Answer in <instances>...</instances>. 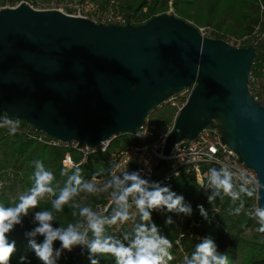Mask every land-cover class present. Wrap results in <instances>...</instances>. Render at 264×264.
<instances>
[{
	"label": "water",
	"instance_id": "water-1",
	"mask_svg": "<svg viewBox=\"0 0 264 264\" xmlns=\"http://www.w3.org/2000/svg\"><path fill=\"white\" fill-rule=\"evenodd\" d=\"M256 53L170 12L118 25L21 2L0 9V116L94 147L191 88L164 153L211 126L264 183V105L249 84Z\"/></svg>",
	"mask_w": 264,
	"mask_h": 264
},
{
	"label": "clouds",
	"instance_id": "clouds-1",
	"mask_svg": "<svg viewBox=\"0 0 264 264\" xmlns=\"http://www.w3.org/2000/svg\"><path fill=\"white\" fill-rule=\"evenodd\" d=\"M4 127L9 129L10 135H15L19 120L10 116L4 118L0 120V128ZM147 135L137 133L136 136L144 138ZM33 163L32 186L18 196L14 205L0 203V264H12L18 249L10 235L17 226L23 227L29 211L37 209L46 196L54 197L51 208L32 212L33 227L24 232L27 244L18 264H31L28 253H34L40 264H58L64 254L72 253L77 248L81 254L87 252L90 264H101V258L105 256H111L114 264H170L175 259L171 252L173 241L156 224L153 213L164 215V224L168 226L175 223L170 213L191 218L194 209L191 202L174 191L170 184L152 180L142 169L126 170L117 175L116 166L111 165L106 173L109 179H102L104 169L94 172L91 179H87L79 166L63 168L61 175L67 179L63 187H59L54 186L56 176L45 167L43 161ZM234 174L240 179L238 189L234 184ZM200 187L209 193L206 196L209 204L217 198L223 200L225 196L231 204L239 201L236 207L229 208V214H245L259 225L256 231L264 233V205L257 204L246 209L245 200L242 199V196H258L261 199L264 183H261L259 176L250 177L247 171L230 168L229 164L224 163L219 168H210L206 182L201 181ZM81 193H107L113 205L111 211H98L91 205H82L76 200ZM65 206L75 209L72 215L78 219L66 227H56L55 213L63 212ZM196 210L205 221L209 220L208 210L203 204H197ZM129 224V229L122 227ZM113 227H120L118 236L108 232ZM40 237L43 239L40 240ZM57 241L59 247L55 246ZM182 264H230V261L213 238L203 237L195 244L194 251L183 257Z\"/></svg>",
	"mask_w": 264,
	"mask_h": 264
},
{
	"label": "trees",
	"instance_id": "trees-1",
	"mask_svg": "<svg viewBox=\"0 0 264 264\" xmlns=\"http://www.w3.org/2000/svg\"><path fill=\"white\" fill-rule=\"evenodd\" d=\"M21 0H3L11 5H15ZM98 1V0H94ZM100 7L104 8L109 4L120 3L122 10L126 11L128 23L142 24L152 17L170 12L181 19L191 22L196 27L211 25L216 29L214 37L225 38L227 35L245 36L250 32L249 23L252 17L258 15L261 6H264V0H100ZM32 2L37 3L36 0ZM264 16V15H263ZM264 32V22L262 26ZM256 40L255 42H253ZM254 43L256 46V57L251 69L252 78L258 80V90H255V84L250 80L251 91L258 96V101L264 105V38H254L248 44ZM246 44V46L248 45ZM174 108V107H173ZM176 109L172 114L170 123L161 126H155L156 129L168 132L172 128L175 120ZM12 118V117H11ZM19 119V118H12ZM22 124L27 123L20 119ZM134 139L127 133L117 135L110 143L106 151H98L88 156L85 162L78 166L82 169L83 175L91 179L94 172L104 169L107 178V170L111 165H116L113 160V154L118 150L124 149L127 145L134 144ZM65 150L59 147H52L41 143L35 139H27L24 135L16 133L15 135L6 134L0 130V174L8 181L9 187L0 188V203L5 206L14 205L18 196L29 189L33 184L34 161H43L46 168L51 170L56 181L54 186L63 187L66 176L61 175V170L65 167L62 164V158ZM75 160L80 161L81 157L74 154ZM75 167V166H74ZM74 167L68 168L73 169ZM11 170V171H10ZM69 175L71 172L68 173ZM102 178V179H103ZM10 190L7 193L5 190ZM174 191L185 196L190 201L194 214L191 218L182 215H172L175 223L166 226L164 224L165 216L160 213H153V219L167 237L173 241L171 249L175 259L170 264H182L183 257L190 255L194 251L195 244L203 237H211L217 243L219 250L229 256L230 264H264V233H259L256 229L259 225L254 219L245 214L234 216L229 214L230 207H236L239 201L231 204L230 199L225 196L223 200L216 199L211 204L207 201L209 193L197 183L196 178L189 173H183L176 180ZM238 189V188H237ZM54 197L46 196L37 209L29 211V217L23 221V227L17 226L11 233L10 239H14L17 244V252L12 258V264H18L20 255L24 254L27 240L24 232L30 230L31 214L33 211L51 208V200ZM246 209L257 205V196L252 198L243 197ZM79 202L80 196L76 198ZM197 204H203L208 210L209 220L205 221L196 210ZM72 209L65 206L63 212L55 213L56 222L54 226H67L68 223H74L78 217L72 215ZM131 226H123L129 229ZM108 232L112 235L110 229ZM40 240L43 238L40 237ZM59 247V241L55 242ZM31 264H40L35 258L34 253H28ZM58 264H90L87 259V252L81 254L79 248L72 253H66L61 257ZM101 264H114L111 256L101 258Z\"/></svg>",
	"mask_w": 264,
	"mask_h": 264
},
{
	"label": "built area",
	"instance_id": "built-area-1",
	"mask_svg": "<svg viewBox=\"0 0 264 264\" xmlns=\"http://www.w3.org/2000/svg\"><path fill=\"white\" fill-rule=\"evenodd\" d=\"M21 2H27L35 9H58L68 15L89 18L96 23L118 25H125L128 23L126 16L119 15L112 10H103L93 0H42L36 4L32 2V0H21L20 3ZM17 5H19V3L13 6H11L10 3H7V5L2 4L0 0V9L4 7H16ZM261 7L264 9L263 5ZM198 28L204 35H206L205 31H208L209 33L211 32L212 37H214L217 32L211 25ZM220 38L236 47H243L247 44L249 36L245 35L241 37L237 35H227L225 38ZM250 80H253L252 75H250ZM188 91L189 89H186L179 94L185 96ZM179 94L170 97L165 102H169L170 105L176 109L175 118L190 95L185 96V99L182 100L179 98ZM254 95L258 100V96L256 94ZM8 117L9 116L3 113L0 116V120ZM18 120L19 128L17 133L24 135L27 139H35L52 147L64 149L66 152L62 158V164L68 168L78 166L82 162H85L88 156L92 153L106 151L111 141L115 138L111 137L110 139L105 140L103 145L101 142L94 147H90L82 140L73 139L70 141H64L49 135L45 131L36 129L28 122L22 124L21 120ZM0 130L9 134V129L7 127L0 128ZM137 133L141 135L148 133V135L144 138H140L136 136ZM168 133L169 131L164 132L156 129L148 115L140 127L135 131L127 133L134 139L135 143L127 145L124 149L118 150L113 154L112 157L113 160L116 161V168L125 163L127 164L131 158H134L137 170L142 169L144 174L150 176L152 180L164 181L165 183L170 184L172 188L174 187L176 180L179 179L183 173L192 174L200 185L201 181L206 182V174L210 168H219L224 163L229 164L230 168L247 171L250 177H254L255 175L258 176V173L254 168L242 161L238 153L228 144L223 142L220 134L214 127L207 126L195 138L185 139L178 142L171 149L169 154L166 155L164 153V143ZM74 154L81 157L79 162L75 160ZM121 158L123 159V162L120 161ZM160 159L167 160V166L162 171L156 170V166ZM234 184L239 188L240 179L237 178L235 174ZM0 185H2L1 181ZM112 206L110 198L107 197L98 202L93 209L98 211L108 209V212H110ZM125 226L131 225L129 224ZM109 229L112 233H117L120 230V227Z\"/></svg>",
	"mask_w": 264,
	"mask_h": 264
},
{
	"label": "rangeland",
	"instance_id": "rangeland-1",
	"mask_svg": "<svg viewBox=\"0 0 264 264\" xmlns=\"http://www.w3.org/2000/svg\"><path fill=\"white\" fill-rule=\"evenodd\" d=\"M2 1L3 0H1L2 4H6L7 5L8 2H2ZM41 1L42 0H36L37 3L41 2ZM259 1L261 3V0H259ZM95 2L100 6V3H101L100 0L95 1ZM18 3H20V2H18ZM121 5L122 4H120V3H116V4H112L111 3V4L107 5V7L105 6L104 8H102V7H100V8L103 9V10H107V9L108 10H112V11L116 12L119 15L125 16L126 15V11L122 10ZM11 6H13V5H11ZM263 15H264V10H262V7H261L258 15H256V16L251 18L250 23H249L250 32L248 34H246L247 36H249V38L247 39V44L251 40H253L254 38L255 39L259 38V37H263L264 38V32L262 30V26H263V22H264V16ZM205 34L208 37H210V36L212 37V33L211 32L209 33L208 31H205ZM255 41L256 40H254L253 42H255ZM245 46H243V47H245ZM253 83L255 84V87H256L255 90H258V85H259L258 80H256V79L254 80L253 79L252 80V84ZM190 92H191V88H189V91L186 92L185 96H188L190 94ZM256 92L258 93L259 90L256 91ZM179 95H180L179 96L180 99H182V100L185 99L184 95H181V94H179ZM172 114H174V108L170 105L169 102H167V103H164L163 105L155 108L154 110H152L149 113V116H150V119H151L153 125L158 127V126H161V125H163L165 123H168V122L170 123V120H172ZM221 138H222V136H221ZM120 161L123 162V159L121 158ZM126 170H137V166H136L134 158H131L127 164L125 163V164L121 165L120 167L116 168V174L118 175L121 172L126 171ZM109 178L110 177L103 178V179H109ZM0 181L2 182V185H0V188L9 187L10 184H8V181H6V179L2 176V174H0ZM5 191L7 193H9L10 190L8 189V190H5ZM107 197H109L107 193L101 194V195H87L85 193H81L79 203H81L82 205H91V207L94 208L95 205L98 202H100L101 200H103V199H105ZM217 199H219V198H217Z\"/></svg>",
	"mask_w": 264,
	"mask_h": 264
}]
</instances>
